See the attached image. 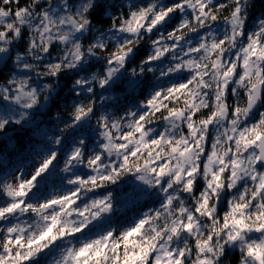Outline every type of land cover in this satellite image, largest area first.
Masks as SVG:
<instances>
[{"label":"snow or ice","instance_id":"snow-or-ice-1","mask_svg":"<svg viewBox=\"0 0 264 264\" xmlns=\"http://www.w3.org/2000/svg\"><path fill=\"white\" fill-rule=\"evenodd\" d=\"M52 3L30 0L20 6V0H0V51L27 28V51L16 59L18 67L37 78L54 77L66 65L73 68L93 56L104 60L105 70L102 79L91 81L105 85L141 42H149L151 51L138 69H131L134 75L166 60L171 71H160L161 77L189 70L190 78L154 90L139 111L97 118L100 150L87 153L73 146L64 159L66 172L77 164L91 170L72 176L68 190L35 203L26 200L56 152L43 158L31 175L17 174L14 184L9 179L0 183L6 198L0 202V264H27L55 241L70 246L54 264H221L228 246L239 248V264H264V111L250 122L264 95V19L245 34L247 0H146L144 6L126 0L127 12L112 16L106 32L98 33L79 19L93 0H59L56 15ZM225 9L228 15H222ZM177 15L178 24L168 30ZM217 22L224 25L220 34L213 30ZM89 31L96 35L85 49L80 37ZM120 34L123 39L116 41ZM109 39L115 42L109 44ZM57 47L63 54L49 60ZM46 87L34 88L26 76L11 78L0 83V95L14 92L11 99L29 108ZM86 104L74 106L72 123L92 112V100ZM204 109L209 114L197 119ZM154 122H161L163 131L156 133ZM125 172L159 186L165 194L159 208L144 212L127 228L71 244L75 234L112 207L107 196L87 203L82 197ZM201 180L203 188L197 192ZM228 192L231 198L221 215L218 201ZM25 215L28 221L21 219ZM249 233L260 235L248 239Z\"/></svg>","mask_w":264,"mask_h":264},{"label":"trees","instance_id":"trees-1","mask_svg":"<svg viewBox=\"0 0 264 264\" xmlns=\"http://www.w3.org/2000/svg\"><path fill=\"white\" fill-rule=\"evenodd\" d=\"M72 2L77 3L78 0H72ZM145 2L146 0H133V3L141 6H144ZM216 2L223 3L225 0H216ZM28 3L30 0H20V6H25ZM15 6V4L12 5V7ZM51 8L52 14L56 15L61 8L59 0H53ZM127 9L126 0H93L89 11L90 24L96 28V32L105 33L111 24V17L126 13ZM228 13L229 9H225L222 15H228ZM179 18V15L174 16L168 22L166 26L168 30L178 24ZM261 19H264V0H247L245 34L254 31L257 22ZM223 28V22H217L213 30L220 34ZM96 32L89 31L80 37L83 48L86 49L88 44L92 42ZM29 35L27 28H25L23 37L10 42L9 47L4 50L10 53V58L6 65L0 69V83L6 84L11 78L26 76L32 81L34 88L42 87L43 83H49L52 86L46 99L40 98L37 104L29 108H25L23 103H10L11 100H14L11 99V96L15 94L14 92L9 93L8 96L0 95V109L6 108L8 103L15 108L14 117L6 119L3 127H0V183H2L3 177L13 171L21 169L31 162L37 163L49 153L56 152L57 158L45 173L37 177L33 189L27 194L32 197V202H37L71 188L67 181L72 176L90 174L91 170L80 164L72 167L71 172H64L63 164L66 155L73 146L81 147L87 153L100 150L103 138L99 135L100 128L97 118L101 114L106 117H118L124 115L128 110L139 111L143 106L141 102L151 92L159 87L184 82L190 77L188 75L189 70H178L176 73H169L167 77H161L159 72L168 64L166 60L163 64L157 62L152 65V71L138 72L134 75L131 69H138L140 62L151 51L149 42H141L133 50V58L118 69L103 87L90 79L92 72L98 71L99 74H104L105 70L104 60L93 56H89L83 62H78L71 69L59 72L54 77L37 78L30 69L18 67L16 59L17 53L24 54L27 51ZM123 36L124 34L116 36V41L123 39ZM114 42V40L109 39V44ZM4 51H0V53ZM51 51L52 55L48 58L49 60H54L56 56L63 54L59 47L52 48ZM98 54L102 55L103 50ZM78 77L89 80V84L76 85L75 79ZM88 87L92 88L91 93L87 91ZM230 97L229 94V99ZM241 98L244 99L243 93H241ZM89 99L93 103L92 112L80 121L72 123L73 117L69 113L76 104L87 103ZM208 114L209 110L204 109L196 118H206ZM256 118H258V113L251 122ZM65 124H71V126L64 130ZM152 127L156 133L163 131L161 122H154ZM56 137H60L59 143L54 142ZM209 144L211 145L210 140L208 141ZM56 168L58 169L55 175L50 176L51 170ZM202 188L203 180L200 181L197 192ZM108 193L112 194L113 203L110 216L104 219L102 213L100 215L101 220L90 221L81 233L75 234L76 239H73L71 244L78 245L81 240L95 238L103 234L104 231L121 230L133 225L143 216L144 212L159 208L165 195L159 190V186H149L139 180L136 174L129 173L114 182L93 190V193L82 197V200L87 203L97 196L102 197ZM229 193H226L223 201L219 203L218 211L221 215L223 211L227 210L226 204ZM5 199L3 192L0 191V202ZM177 242L181 243L182 241ZM61 246L62 244L58 243L55 248ZM45 252L43 250L38 253L27 264H48L53 251H50L49 254H45ZM239 255L237 246L226 247L221 257V264H225V262L238 264Z\"/></svg>","mask_w":264,"mask_h":264},{"label":"rangeland","instance_id":"rangeland-1","mask_svg":"<svg viewBox=\"0 0 264 264\" xmlns=\"http://www.w3.org/2000/svg\"><path fill=\"white\" fill-rule=\"evenodd\" d=\"M10 103H12V104H17V103H23V102H22V101H17V100H11ZM10 103H8V105H7L6 108H2V109H0V120L5 121V120L8 119V118H12V117H14V113H13V112L15 111V108H14L12 105H10ZM250 122H251V121H250ZM209 147H210V144H209ZM42 158H43V157H42ZM44 158H45V157H44ZM40 162H41V160H40L39 162H37V163H35V162H31L30 164H28V165L22 167L21 169H17V170H15V171H13V172L10 173L9 175L3 177V178H2V182H3L5 179H9V180H10L13 176H15V175H17V174H20V175H23V176L31 175V173L33 172V170H34L36 167L39 166ZM57 169H58V168L51 170V174H50V176L55 175V172H56ZM64 172H65V171H64ZM67 172H68V171H67ZM70 172H71V170H70ZM11 182H14V183H15V181H11ZM225 194H226V193H225ZM225 194H224V196H225ZM230 198H231V192L229 193V195H228V199H227V200H229ZM26 200H27V202H29V203H35V202H32V197H30V196H28V195L26 196ZM219 203H220V201H218V208H219ZM226 208H227V204H226ZM21 219H23V220H25V221H28V220H29V218H28L27 215L21 217ZM97 219H98V220H99V219L101 220V216H99V217H97L96 219H94V221H97ZM13 222H14V223H15V222H19V220H14ZM259 235H260L259 233H256L255 235H253L252 233H249V234H248V237H246V238H248V239H252V238L258 239V238H259ZM178 241H179V239H178ZM58 243H60V242H59V241H55V242H53V245H50L47 249L44 250V251H46L45 254H49L50 251H53V253H52L53 255L49 257V261H48L49 263H48V264H54V262L59 258L61 250H62L63 248H65V247H68V246H69L68 242H67V241H64L63 243H61L62 246H61L60 248H55L56 245H57ZM228 247H229V246H228ZM233 247H234V246H233ZM235 247H236V246H235ZM50 258H51V259H50Z\"/></svg>","mask_w":264,"mask_h":264},{"label":"clouds","instance_id":"clouds-1","mask_svg":"<svg viewBox=\"0 0 264 264\" xmlns=\"http://www.w3.org/2000/svg\"><path fill=\"white\" fill-rule=\"evenodd\" d=\"M79 19H80V21L83 22L84 25L89 24V23H90L89 11L81 10ZM32 54H33V53H29V55H32ZM80 55H83V53H80ZM70 63H71V62H70ZM65 68H66V69H71V67H70L69 65H66ZM149 71H152V69L149 70ZM160 71H165V72H167V71H171V69H169V68L165 65L164 68L161 69ZM92 77H96L97 80L102 79V77L100 76V74L98 73V71H94V72H92V73L90 74V79H91ZM75 82L83 83V82H84V79L78 77V78L75 79ZM46 84H47V87L43 89V94L37 97V99H36V103H35V104H37V103L39 102V99H40V98H44V99L47 98L48 91H49V89L51 88L52 85L49 84V83H46ZM99 85H100L101 87L104 86L103 84H99ZM79 104H85L86 107L88 106V105H87L86 103H84V102H81V103H79ZM71 112H72V111H71ZM71 112L69 113L70 115H71ZM54 115H55V113H54ZM101 116H103V114H101L99 117H101ZM99 117H98V118H99ZM70 126H71V124H65V125L63 126V129L66 130V129L69 128ZM63 167H64V166H63ZM129 173L136 174V173H134V172H125V173H122L121 175H119L118 178H116L114 181L118 180L119 178H121V177H123V176H125L126 174H129ZM136 175H137V174H136ZM11 181H15L14 178H12V179L9 180L10 183H13V184H14V182H11ZM114 181H113V182H114ZM105 196L109 197L110 204L112 205V207H111V209H110V211H111L112 208H113V203H112V199H111L112 194H111V193H108V194L105 195ZM225 264H228V262H225ZM238 264H239V262H238Z\"/></svg>","mask_w":264,"mask_h":264},{"label":"water","instance_id":"water-1","mask_svg":"<svg viewBox=\"0 0 264 264\" xmlns=\"http://www.w3.org/2000/svg\"><path fill=\"white\" fill-rule=\"evenodd\" d=\"M10 58V53L4 51L0 53V69L3 68L7 61ZM133 58V53L131 54V56L128 58L127 61H130ZM264 95H262L261 99L263 98ZM261 101V100H260ZM259 103V102H258ZM259 104L256 106L255 110L253 111V113L258 109ZM1 138V135H0ZM110 216V211L108 213H103V218L107 219Z\"/></svg>","mask_w":264,"mask_h":264},{"label":"flooded vegetation","instance_id":"flooded-vegetation-1","mask_svg":"<svg viewBox=\"0 0 264 264\" xmlns=\"http://www.w3.org/2000/svg\"><path fill=\"white\" fill-rule=\"evenodd\" d=\"M229 103H233L234 100L232 97H230V99L228 100ZM259 106H258V109L252 113V118L255 117L257 115V113H259V111H264V96L263 98L261 99V101H259Z\"/></svg>","mask_w":264,"mask_h":264}]
</instances>
